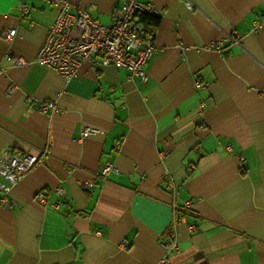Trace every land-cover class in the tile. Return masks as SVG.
<instances>
[{"label": "crops", "instance_id": "1", "mask_svg": "<svg viewBox=\"0 0 264 264\" xmlns=\"http://www.w3.org/2000/svg\"><path fill=\"white\" fill-rule=\"evenodd\" d=\"M70 1L114 21L118 0ZM149 1L146 80L98 58L65 80L35 61L54 8L0 0V158L45 151L0 191V264H264V0Z\"/></svg>", "mask_w": 264, "mask_h": 264}, {"label": "built area", "instance_id": "2", "mask_svg": "<svg viewBox=\"0 0 264 264\" xmlns=\"http://www.w3.org/2000/svg\"><path fill=\"white\" fill-rule=\"evenodd\" d=\"M51 5L54 18L49 25L44 42L42 43L35 61L60 74L65 80L76 76L80 67L87 61L99 59L103 65L123 68L141 80L147 79V67L154 52L157 50L155 43L156 33L146 27L140 19L143 13L160 14L152 1L146 0H118L114 21L107 25L96 17L91 9L70 0H41ZM187 6L193 9L194 5L188 2ZM29 12V7L24 5L22 13ZM16 35V29L4 32V38L11 40ZM238 41L231 35L224 39L210 42L206 47L222 52L225 40ZM16 64H26L22 58L12 59ZM38 110L53 114L59 112L58 104L54 100H43L38 105ZM97 130L86 127L82 136L87 137ZM45 151L24 153L6 152L0 158V191L3 193L2 201L8 202V195L12 187L29 173L36 165L42 162ZM115 169L111 162H106L97 173L98 177L106 179ZM93 182H87L86 187L91 188ZM62 193L61 186L55 187ZM45 194L39 193L35 200L45 202ZM168 250L176 247V243L166 242ZM128 246L123 244V248Z\"/></svg>", "mask_w": 264, "mask_h": 264}, {"label": "trees", "instance_id": "3", "mask_svg": "<svg viewBox=\"0 0 264 264\" xmlns=\"http://www.w3.org/2000/svg\"><path fill=\"white\" fill-rule=\"evenodd\" d=\"M159 15H155V14H151V13H143L141 16H140V19L142 20V22L144 20H149V19H152L154 17H157ZM153 30V29H152Z\"/></svg>", "mask_w": 264, "mask_h": 264}]
</instances>
